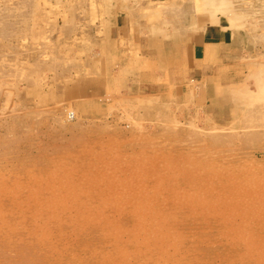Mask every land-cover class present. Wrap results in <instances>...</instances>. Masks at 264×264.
I'll return each mask as SVG.
<instances>
[{"label":"rangeland","instance_id":"1","mask_svg":"<svg viewBox=\"0 0 264 264\" xmlns=\"http://www.w3.org/2000/svg\"><path fill=\"white\" fill-rule=\"evenodd\" d=\"M143 1L0 0V264H264V0ZM128 11L241 55L121 52Z\"/></svg>","mask_w":264,"mask_h":264},{"label":"crops","instance_id":"2","mask_svg":"<svg viewBox=\"0 0 264 264\" xmlns=\"http://www.w3.org/2000/svg\"><path fill=\"white\" fill-rule=\"evenodd\" d=\"M166 2L144 0L142 4L154 11L157 5ZM109 35L121 52H146L151 61H161L164 53L165 58L172 63L171 66L179 61L193 74L201 76L209 75L216 66L226 67L228 61H235L241 55V45L237 43L236 35L226 33L222 26L208 27L201 35H190L179 42L177 38L163 40L162 36H155L157 33L141 21L139 14L134 15L131 11L121 12L114 18ZM152 74L156 75V72Z\"/></svg>","mask_w":264,"mask_h":264},{"label":"bare ground","instance_id":"3","mask_svg":"<svg viewBox=\"0 0 264 264\" xmlns=\"http://www.w3.org/2000/svg\"><path fill=\"white\" fill-rule=\"evenodd\" d=\"M205 1V0H204ZM204 1H202V2H204ZM200 8V7H199ZM232 8V7H231ZM200 10V9H199ZM251 79H252V77H251ZM242 86H243V84H242ZM245 88V87H244ZM242 89V88H241ZM211 211V210H210ZM197 213V212H196ZM203 213V212H202ZM208 215V214H207ZM86 216V215H85ZM47 222V221H46ZM75 238V237H74ZM263 251V250H262ZM125 254V253H124ZM120 259V258H119Z\"/></svg>","mask_w":264,"mask_h":264}]
</instances>
